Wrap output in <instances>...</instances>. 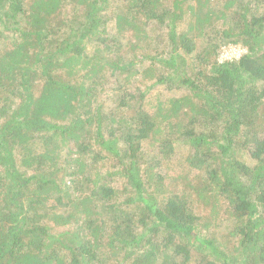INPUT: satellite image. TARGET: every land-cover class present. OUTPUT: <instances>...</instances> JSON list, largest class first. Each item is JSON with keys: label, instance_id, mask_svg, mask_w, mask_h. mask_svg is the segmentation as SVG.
Instances as JSON below:
<instances>
[{"label": "trees", "instance_id": "16d2710c", "mask_svg": "<svg viewBox=\"0 0 264 264\" xmlns=\"http://www.w3.org/2000/svg\"><path fill=\"white\" fill-rule=\"evenodd\" d=\"M0 264H264V0H0Z\"/></svg>", "mask_w": 264, "mask_h": 264}, {"label": "rangeland", "instance_id": "374dc122", "mask_svg": "<svg viewBox=\"0 0 264 264\" xmlns=\"http://www.w3.org/2000/svg\"><path fill=\"white\" fill-rule=\"evenodd\" d=\"M239 55V49L232 46L231 48H226L223 51L222 58H227V57H235Z\"/></svg>", "mask_w": 264, "mask_h": 264}]
</instances>
